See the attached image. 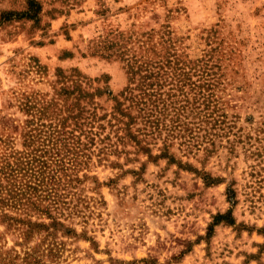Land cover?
Returning a JSON list of instances; mask_svg holds the SVG:
<instances>
[{
    "label": "rangeland",
    "instance_id": "obj_1",
    "mask_svg": "<svg viewBox=\"0 0 264 264\" xmlns=\"http://www.w3.org/2000/svg\"><path fill=\"white\" fill-rule=\"evenodd\" d=\"M34 1L0 0V255L264 264V0Z\"/></svg>",
    "mask_w": 264,
    "mask_h": 264
},
{
    "label": "trees",
    "instance_id": "obj_2",
    "mask_svg": "<svg viewBox=\"0 0 264 264\" xmlns=\"http://www.w3.org/2000/svg\"><path fill=\"white\" fill-rule=\"evenodd\" d=\"M27 8L25 11L22 12H9L6 14H3L2 19H5V21H8L10 19H28V20H34L39 13L40 7L34 0H26ZM25 205V204H24ZM26 205H30L33 209L37 210V208L34 206V204L27 202ZM25 209V208H24ZM28 210V209H26ZM1 221L6 224L7 228H11L15 226L17 221L12 218L9 214H2L1 215ZM52 221V224L47 227V225L41 223V222H31L30 220H27L26 230L23 232V237L27 241L34 233H39L41 230H45L47 232V228H54L57 225V222L54 221V219L50 218ZM221 221H226L229 225H232V216L231 213L228 211L225 214H217L213 218L212 224H210L208 228V235L210 234L212 228L216 225H218ZM20 222H22L20 220ZM23 225V224H22ZM60 225V224H59ZM67 235H69V231L67 230ZM6 254H8L6 252ZM42 255L39 254V251L37 249L31 250L30 252H25L24 257L20 258L18 255L14 257H10L7 255H0V264H45L42 261ZM20 261V262H19Z\"/></svg>",
    "mask_w": 264,
    "mask_h": 264
}]
</instances>
